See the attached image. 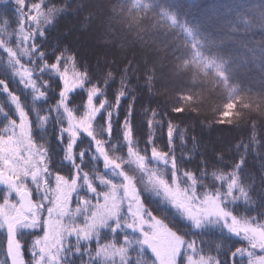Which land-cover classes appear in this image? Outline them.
I'll return each instance as SVG.
<instances>
[{
    "label": "snow or ice",
    "instance_id": "snow-or-ice-1",
    "mask_svg": "<svg viewBox=\"0 0 264 264\" xmlns=\"http://www.w3.org/2000/svg\"><path fill=\"white\" fill-rule=\"evenodd\" d=\"M15 3L19 14L15 44L0 41L14 81L10 86L7 78H0L4 98L0 100V231L6 234V259L0 264H75L70 259L74 256L81 257L80 264H228L236 257H246V264H264V208L247 214L233 207L247 202L250 195L240 180L243 160L238 158L228 169L204 166L199 174L184 168L174 137L178 134L180 145L187 147V132L178 130L167 113L160 116L157 109L146 120L149 135L142 149L131 121L135 96L118 129L126 154H115L114 124L130 90L127 69L118 81L114 102L105 97L95 103L105 96L100 82H93L87 70H77L66 49L49 62L41 46L46 39L43 26L52 23L47 15L51 5L46 6L45 0ZM46 74L58 78L60 87L55 103L37 112L35 102H47L53 91ZM216 75L226 80L218 66ZM78 90L85 92L86 101L81 107L70 106V96ZM21 92L31 97V105ZM235 108V103H225L218 122L227 120L233 126V118L239 115ZM171 111L183 113L184 109ZM165 123L167 151L156 146L152 135ZM257 123L254 120L249 127L255 129ZM50 125L62 145L61 165H70V174L52 167ZM83 137L87 147L77 153ZM252 138L255 143V132ZM86 155L91 167H85ZM155 165L162 170L158 172ZM133 172L143 173L146 179L138 181ZM147 193L158 203L146 201ZM177 219L193 229H219L244 246L228 247L225 262L217 253L210 254V249L199 248L197 239L188 238L177 227ZM28 234L32 235L27 243L30 259H25L21 237Z\"/></svg>",
    "mask_w": 264,
    "mask_h": 264
},
{
    "label": "trees",
    "instance_id": "trees-1",
    "mask_svg": "<svg viewBox=\"0 0 264 264\" xmlns=\"http://www.w3.org/2000/svg\"><path fill=\"white\" fill-rule=\"evenodd\" d=\"M45 3L51 5L47 15L52 21L43 26L46 39L41 46L48 52L47 59L53 62L55 55L66 49V54L74 57L77 70H87L92 81L100 82L105 89V96L98 97L95 103L105 97L114 102L118 81L127 69L130 90L121 101L119 118L114 124L115 154H126L119 142L122 137L118 129L131 97L135 96L131 121L138 146L142 149L146 146L149 135L146 120L151 110L157 109L160 116L167 113L178 130L187 132V147L180 145L178 134L174 137L176 155L182 159L180 164L184 168L197 174L204 166L210 170L228 169L240 158L243 160L240 180L250 195L247 202L233 207L247 214L259 213L264 208V0H45ZM18 20L15 0H0V41L15 44ZM103 38L109 42L96 46ZM217 66L226 80L216 75ZM71 67L70 64V71ZM11 72L7 57L0 52V78H7L10 86L14 84ZM109 72L113 75L109 76ZM45 78L50 79L53 91L49 92L47 102H35L37 112L55 103L60 87L58 78L47 74ZM104 80L110 82L104 85ZM20 94L26 104H32L30 96ZM85 101V92L78 90L70 96L69 103L81 107ZM228 102L236 104L235 112L239 114L233 118V126L227 120L218 122L223 105ZM145 108L149 111L145 112ZM172 108H183L184 112L174 113ZM99 119L102 121V117ZM254 120L258 123L252 129L249 124ZM166 128L165 123L152 131L156 146L165 151ZM49 131L52 167L70 174V165H61L62 145L55 138L54 125L49 126ZM78 143L77 153L87 147L88 140L83 137ZM218 155L222 159L218 160ZM85 161V167H91L87 155ZM77 162H80L78 155ZM155 168L158 172L162 170L160 165ZM133 174L138 181L146 179L143 173ZM144 195L146 201L158 203L151 193ZM177 227L188 238L197 239L199 248L210 249V254L217 253L225 262L228 247L234 250L244 246V242L222 234L219 229H193L190 223L178 219ZM21 239L25 243V259H30L27 243L32 235H23ZM91 247H95L94 242ZM5 259L6 234L0 231V261ZM70 259L80 264L81 257ZM228 264H246V257L229 259Z\"/></svg>",
    "mask_w": 264,
    "mask_h": 264
},
{
    "label": "rangeland",
    "instance_id": "rangeland-1",
    "mask_svg": "<svg viewBox=\"0 0 264 264\" xmlns=\"http://www.w3.org/2000/svg\"><path fill=\"white\" fill-rule=\"evenodd\" d=\"M109 41L106 40V38H103L102 40H99L97 43H96V46H100L102 47V45L104 46L106 43H108ZM96 48V47H94ZM0 196H2V191H0ZM3 232V231H2Z\"/></svg>",
    "mask_w": 264,
    "mask_h": 264
}]
</instances>
